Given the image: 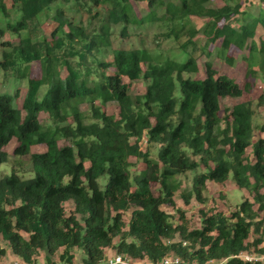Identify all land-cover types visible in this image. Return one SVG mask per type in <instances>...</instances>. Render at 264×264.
Here are the masks:
<instances>
[{
    "label": "trees",
    "instance_id": "obj_1",
    "mask_svg": "<svg viewBox=\"0 0 264 264\" xmlns=\"http://www.w3.org/2000/svg\"><path fill=\"white\" fill-rule=\"evenodd\" d=\"M68 1L90 18L97 17L98 6L104 14L95 27L87 26L88 31L71 26L59 6ZM133 1L146 2L144 16L134 15L131 0H10L11 18L0 0V36L4 31L26 29L29 21L53 7L51 18L56 24L51 43H61L63 34L69 43L78 44L76 53L84 62L92 50L99 52L110 45L114 25L120 24L118 35L126 37L128 25L153 20L159 7H163L159 18L177 27L171 29L174 36L187 15L209 17L203 33L209 40L221 38V50L229 45L244 47L256 23L264 28L263 10L247 16L239 27L225 22L218 26V20L226 21L239 12V3L209 8L205 5L210 0ZM16 12L18 18H13ZM186 31L191 36L196 32L193 27ZM47 46L44 36L24 35L10 50L1 52L4 69L15 58L26 63L38 60L41 74L26 79L20 106L17 91L0 93V163L6 161L3 147L11 138L16 141L14 155L29 153L34 144H43L44 149L29 154L31 177H19L13 170L0 176V256L5 254L1 245L5 242L11 254L26 264H36L39 251L45 264H72L73 249L82 253L80 264H96L111 246L116 252L149 261L175 253L192 264L208 259L260 264L234 255L264 249V137L253 135L254 128L264 132V122L253 124L251 104L243 100L219 115L220 99L242 96L248 83L239 86L227 75L216 74L210 62L204 63L201 77L193 78L189 74L197 71V65L191 55L180 62L131 46L114 47L111 60L96 61V76L86 80ZM248 50H256L258 70L264 74V38L257 47L250 41ZM253 70L249 68L251 74ZM138 78L145 82L144 91L131 96L124 79ZM43 85L46 88L38 97ZM83 101L88 103L89 121L78 108ZM107 101L117 103V117L101 110ZM40 111L50 123L39 122ZM143 138L147 144H156L154 158L139 147ZM60 139L67 143L59 145ZM130 156L143 163L132 174ZM187 171L193 175L190 190L181 193L186 204L191 197L202 201L206 181L222 183L228 175L235 186L251 192L252 200L243 197L229 214L199 209L198 227L173 224L160 206L174 204L172 195L179 186L175 177ZM152 183L158 185L156 193ZM65 202L72 205L70 212L65 211ZM127 209L123 230L122 212ZM56 252L57 262L51 259Z\"/></svg>",
    "mask_w": 264,
    "mask_h": 264
},
{
    "label": "rangeland",
    "instance_id": "obj_2",
    "mask_svg": "<svg viewBox=\"0 0 264 264\" xmlns=\"http://www.w3.org/2000/svg\"><path fill=\"white\" fill-rule=\"evenodd\" d=\"M4 8L7 11L9 17L12 18L13 11L10 7V0H3ZM225 3L233 5L239 3V12L230 17L226 21H217V25L223 24V22L230 24L232 27H239L247 18V16H256L259 11H264V2L261 0H210L207 2L205 7L209 8H219ZM72 1L60 3V11L62 18L69 21L71 26L81 27L87 30V26H96L104 14V9L98 6L97 17H88L87 13L78 9ZM131 5L133 13L136 17H142L147 12V6L145 1H133L131 0ZM93 11V10H92ZM54 12L53 7L44 15L38 16L27 23L26 29H22L16 32L4 31L0 36V61L2 60L1 52L10 50V45H15L19 39L24 35H28L31 39L37 37L41 39L44 36L47 48L53 56L58 58V60H67L75 67L78 71L80 78H85L90 80L96 76V61H110L111 60V50L114 47H143L147 51L153 53H160L159 57L164 58L169 57L177 61H183L187 55H191L197 65V71L195 73H190L189 75L193 78L201 77L204 70V63L210 62L212 67L215 69L216 74H225L232 78L239 86H243L245 82L248 83L249 89L244 91L240 97H224L220 99V110L219 115L222 116L224 109L228 108L230 105L238 101H249L253 110V124H260L264 122V74L258 70L259 63L256 60L258 53L256 50L249 51L248 45L252 41L255 47L258 46L260 40L264 38V28L260 23H256L254 28V33L251 38L246 39V44L244 47L237 48L234 45H229L225 50H221L220 42L221 38L215 40H209L203 33V28L206 25L209 17L203 15H187L180 22L183 23L180 31L173 35L171 29L175 30L177 27L172 24V21H168L164 18H159L163 13V7H159L156 10V15L153 20L145 21L140 25H128L126 32L128 35L126 37H120L118 31L121 27L120 24L114 25L112 27V35L110 36V45L104 47L102 50L91 51L90 57L87 56L84 62L79 58L78 51L79 46L77 43H69L67 38L60 34L61 43H51L53 36L51 35V30L56 24V21L51 18ZM18 18V13L16 12L13 18ZM173 25V27H172ZM69 26V25H68ZM180 26V25H178ZM171 27V28H170ZM193 27L196 31L193 36L187 33V29ZM63 30H67V25L63 26ZM59 34V33H58ZM10 43V45L4 44V42ZM73 53V54H72ZM90 54V53H89ZM14 58V56H13ZM94 60V61H91ZM17 61V62H16ZM16 62V63H15ZM20 62V63H19ZM80 63V64H79ZM60 68V74H65V68L63 66ZM249 68L254 69L252 74L249 72ZM105 71H111V68H105ZM21 71L24 74L20 75ZM41 74L40 63L38 60H32L28 63L21 60H16L11 66H7L5 69L0 64V93L12 94L17 91L16 104L20 106L21 99L26 86V79L28 77L38 78ZM124 82L128 85V93L131 96L141 94L144 91L145 82L141 79H134L132 81ZM46 86L43 85L38 91V97L41 96L43 90ZM97 103V102H96ZM79 110L85 115V121H89V111L88 103L86 101L80 102L78 105ZM101 110L107 114H111L117 117V103L115 101H107L101 106ZM38 120L42 125H46L49 122L47 114L40 111L38 113ZM222 125V124H221ZM253 135L263 136L264 132H259L256 128L253 130ZM16 141L11 138L9 142L3 147V150L7 153L6 161L0 163V176L4 174H9L13 170L19 177L28 178L33 175L30 166L29 154L32 152H39L44 149L43 144H34L30 146L29 153L25 155H14L12 154L13 147ZM67 143L66 140L60 139L58 144ZM139 147L142 150H147L150 158L155 157L156 144L146 143L145 138L139 142ZM250 148L247 147L245 154L249 155ZM129 172L136 173L143 167V163L135 159L133 156L129 157ZM198 171V169H197ZM193 173L190 171L184 174L176 175L175 179L179 182L178 189L173 193L172 198L174 204L161 205L160 207L167 211L173 224L183 222L187 229L198 227V210L205 209H217L223 213L229 214L234 206L237 205L243 197L248 200H252L251 192L235 186L228 175L227 179L222 183H214L210 181L205 182V187L201 191L202 201H197L194 197H191L189 202L186 204L181 198V193H185L190 190L191 179ZM102 182V178H99ZM152 190L156 193L157 184H151ZM264 192V190H261ZM66 212H70L72 205L68 202L63 203ZM256 206L255 204L253 205ZM130 209L122 212V221L124 223L123 230H126V223L128 221ZM182 213V218L180 217ZM78 216V215H77ZM177 236H175L174 239ZM250 237H254L250 234ZM117 238L113 239L115 243ZM1 245L5 248V254L0 256V264H8L11 260L15 258L13 254L9 251V248L5 242H1ZM264 247V242L261 244ZM252 250V249H251ZM114 247H109L105 250V253L114 252ZM81 251L73 249V259L72 264H80ZM58 252L51 256L53 261H58ZM36 264H45L43 260V253L39 251L35 256Z\"/></svg>",
    "mask_w": 264,
    "mask_h": 264
},
{
    "label": "built area",
    "instance_id": "obj_3",
    "mask_svg": "<svg viewBox=\"0 0 264 264\" xmlns=\"http://www.w3.org/2000/svg\"><path fill=\"white\" fill-rule=\"evenodd\" d=\"M165 242H169L166 240ZM182 244L184 242L182 241ZM234 256L241 258L245 261H258L260 264H264V249L262 251L241 250ZM225 259L215 260L208 259L201 264H221ZM8 264H26L21 259L15 257ZM96 264H192L188 263L185 259L175 253L165 254L156 261H149L145 258H134L125 253L111 252L104 253Z\"/></svg>",
    "mask_w": 264,
    "mask_h": 264
}]
</instances>
